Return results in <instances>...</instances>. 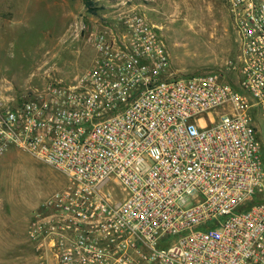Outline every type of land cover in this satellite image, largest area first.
<instances>
[{"label": "built area", "instance_id": "built-area-1", "mask_svg": "<svg viewBox=\"0 0 264 264\" xmlns=\"http://www.w3.org/2000/svg\"><path fill=\"white\" fill-rule=\"evenodd\" d=\"M232 61L179 75L134 9L88 34L89 69L13 98L0 157L60 172L32 212L39 264H264V0H227Z\"/></svg>", "mask_w": 264, "mask_h": 264}, {"label": "rangeland", "instance_id": "rangeland-1", "mask_svg": "<svg viewBox=\"0 0 264 264\" xmlns=\"http://www.w3.org/2000/svg\"><path fill=\"white\" fill-rule=\"evenodd\" d=\"M227 0H0V88L18 98L48 75L70 81L90 68L88 33L136 10L154 25L172 67L189 76L232 61L236 34ZM264 144V119H257ZM65 184L63 175L30 155L0 157V264H39L27 239L32 212Z\"/></svg>", "mask_w": 264, "mask_h": 264}, {"label": "trees", "instance_id": "trees-1", "mask_svg": "<svg viewBox=\"0 0 264 264\" xmlns=\"http://www.w3.org/2000/svg\"><path fill=\"white\" fill-rule=\"evenodd\" d=\"M261 160H262V163H264V146H262V149H261Z\"/></svg>", "mask_w": 264, "mask_h": 264}]
</instances>
